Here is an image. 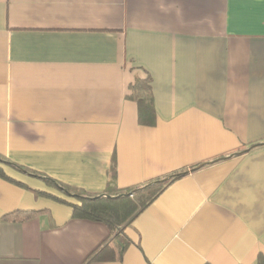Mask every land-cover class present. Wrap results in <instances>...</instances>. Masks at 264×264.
<instances>
[{"label": "crops", "instance_id": "crops-1", "mask_svg": "<svg viewBox=\"0 0 264 264\" xmlns=\"http://www.w3.org/2000/svg\"><path fill=\"white\" fill-rule=\"evenodd\" d=\"M147 76L154 125L128 97ZM263 142L264 0H0L1 156L88 192L112 161L119 187L186 171L89 264H256ZM0 167V264H85L110 237Z\"/></svg>", "mask_w": 264, "mask_h": 264}, {"label": "trees", "instance_id": "trees-1", "mask_svg": "<svg viewBox=\"0 0 264 264\" xmlns=\"http://www.w3.org/2000/svg\"><path fill=\"white\" fill-rule=\"evenodd\" d=\"M128 97L138 104L139 122L144 125H154L156 122V110L151 86V78L137 79L130 85ZM261 144H264L261 143ZM0 161L17 170L45 179L50 185L56 186L67 196L75 198L78 203L69 202L63 198L57 200L67 203L73 208V217L100 221L111 228V235L96 250L90 254L85 264L93 261L116 258L117 245L124 246V240H117L120 233L132 226L135 219L166 189L172 182L181 177L186 171L176 172L148 183L136 186L119 187L116 184V165L112 161L110 178L106 189L102 192H88L82 188L73 187L49 177L36 170L12 161L6 156L0 155ZM0 175L6 176L0 167ZM45 194V192H38ZM34 212H13L6 215V219L23 220L30 218ZM116 243V244H115ZM256 264H264V254H260Z\"/></svg>", "mask_w": 264, "mask_h": 264}]
</instances>
